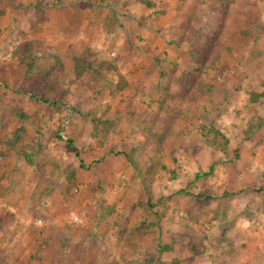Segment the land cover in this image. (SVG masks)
<instances>
[{
	"label": "rangeland",
	"instance_id": "374dc122",
	"mask_svg": "<svg viewBox=\"0 0 264 264\" xmlns=\"http://www.w3.org/2000/svg\"><path fill=\"white\" fill-rule=\"evenodd\" d=\"M40 1L0 0V264H264V97L250 99L264 93V0H80L91 10L90 29L82 27L84 14L69 12L75 0ZM224 1L220 61L194 73L212 89L180 98L176 79L192 72L193 60L191 45L175 43L189 35V16ZM111 15L112 34L109 24L97 26ZM64 16L78 28L71 34L60 28ZM26 41L57 51L60 70L53 58H40L33 71L44 73L40 87L59 86L62 104L26 93L34 82L12 57ZM201 43L199 36L193 45ZM86 48L118 68L123 89L113 74L97 96L79 83L63 85ZM251 126L260 127L246 139ZM211 127L228 139L225 152L204 142L203 128ZM29 147L33 166L19 154H32ZM71 169L74 186L66 181ZM131 183L140 213L129 208L126 222L111 213L95 226L98 204L109 199L108 210L122 202ZM200 193L212 198L196 201ZM130 215L140 226L130 228ZM94 227L111 238L92 235ZM121 228L122 253L113 237Z\"/></svg>",
	"mask_w": 264,
	"mask_h": 264
},
{
	"label": "trees",
	"instance_id": "16d2710c",
	"mask_svg": "<svg viewBox=\"0 0 264 264\" xmlns=\"http://www.w3.org/2000/svg\"><path fill=\"white\" fill-rule=\"evenodd\" d=\"M43 1L44 0L40 1L41 4L39 6L42 5ZM227 5L228 1H224L218 7L202 11L194 17H188V20L190 21H188L189 25L187 27L189 35L185 38V40H180L178 44L175 43L179 46L183 44V42H185L186 45H191L188 53L193 60L192 72L181 73L176 79V83L181 88L180 98H183V96H186L191 91L202 93L203 91L209 92L212 89L211 85L204 83L201 80H197L195 74L203 73L207 69H214L220 61L221 51L223 50L220 38V29L225 17ZM105 24H109L111 26L112 30L109 32L110 34H112L114 29L118 26V22L113 15L108 16L107 19H105L104 26ZM199 36L202 38V43L200 48L197 50L193 44L195 39ZM12 57L17 62V64L23 68L25 80L27 82H34V85L26 91V93L29 95V98L33 102H40L51 106H57L63 103V95L59 92V86L44 85L43 87H40L44 80V73H35L33 71L35 61L40 58H53V60H55L57 63L58 69L60 70L62 65L56 50H54L52 47L41 49L37 42L26 41L15 46L12 52ZM71 61L70 70L72 75L69 76L70 78L68 81L63 83L64 86L79 83L91 94V96H97L101 94L104 89H107V87L110 86L111 82L107 81L106 76L113 74L119 82L117 85V90L123 89L125 87V83L123 82L122 75L118 68L114 66L112 62L99 58L98 55L92 51V49L86 48L78 56L72 58ZM172 73H174V71H172ZM172 73L169 72L168 74ZM26 76H29V79H26ZM263 97L264 93L250 94V99L252 102H256ZM150 116L151 113L149 112L143 115L144 124L147 122V120H149ZM109 122L111 121L103 122V124L109 126L110 128L115 127ZM259 127L260 126H251L250 128H247L244 131L245 138H250L251 134L255 133ZM203 129L204 132H202L201 136L204 137V142L214 150L221 151L222 153L225 152V148L228 145V139L221 133V131L213 127L207 129L206 131L205 128ZM89 133L92 136L96 135L93 133V131ZM16 139L17 136L13 140ZM68 143L71 145L72 140H69ZM28 149H31L32 154H28L25 150H20L19 154L25 163H27V165L33 166L34 153L32 150L34 148L29 147ZM136 150L137 149H132L133 154L136 152ZM133 154L128 157L130 158L129 160L136 166L132 160ZM76 155L78 157V154ZM124 155L127 157L126 153ZM80 163H82V161H80ZM75 173V169H71V171L68 172L66 181L69 185L74 186L73 181L75 179ZM211 196V193H200L196 194L194 198L196 201L200 200V198H205V201H209L212 198ZM147 206L150 207L151 205L147 203ZM106 212L108 216H111V213L114 212V208H108ZM225 241L226 240L223 239L221 243L217 244L214 247V251L217 252L218 248L222 247V243ZM168 248L169 247L167 245H164L160 246L158 249L160 253H163V251ZM231 253L232 249L228 251L222 250L220 254L221 256H224L226 254L230 255Z\"/></svg>",
	"mask_w": 264,
	"mask_h": 264
},
{
	"label": "crops",
	"instance_id": "0c3cea01",
	"mask_svg": "<svg viewBox=\"0 0 264 264\" xmlns=\"http://www.w3.org/2000/svg\"><path fill=\"white\" fill-rule=\"evenodd\" d=\"M76 1V3L74 4V8L71 10V11H69L71 14H73L75 11H76V13H81V14H84V16H83V18H85V19H83V20H85V24H84V26H83V22H82V27L83 28H85V29H90V28H92V25H91V20H92V18H93V16H92V13H91V10L90 9H88L87 7H85V8H82V3H79V1L80 0H75ZM65 2V1H64ZM86 2H87V0H86ZM86 4H88V2L86 3ZM60 11V10H59ZM71 16V15H70ZM60 24L59 25H61L60 26V28L63 30L65 27H66V29L69 27V30H68V32L70 31V34H71V32H72V30H77L78 28H76V29H74L73 27H72V23H70V18H68L67 16H64V17H62V22H59ZM102 24V25H101ZM98 28L99 29H102L103 28V26H104V24L103 23H101L100 21H99V23H98ZM100 26H102L101 28H100ZM73 28V29H72ZM79 29H81V28H79ZM59 35H62V33H59ZM59 39H61V38H59ZM123 75V74H122ZM179 125H176L175 127L177 128ZM172 128H173V126H172ZM181 129V128H180ZM176 130L173 128V129H171L170 130V132L171 133H173V132H175ZM181 131V130H180ZM179 130H177L176 131V133H178V135L181 133ZM196 133V132H195ZM105 160H107V159H105ZM125 167H126V169L129 171L130 169H131V167L128 165V166H126L125 165ZM103 180H104V178H103ZM104 185V184H103ZM138 184L136 183H131V186H126L124 189L125 190H123V193L124 194H122L121 195V197H120V199H122V202H120V203H118L117 205H115V206H111V207H109V208H112V207H114V212H112V214L114 215V216H116V218H123L122 220H123V222H126V221H124L125 219H126V217H125V215H128L129 214V212H128V209L129 210H133L135 213H140V209H138V206L136 207H134V205L135 204H133V203H137V202H135V200H131V197L130 196H128L129 195V192L131 191V189H134L136 186H137ZM129 190V191H128ZM127 192H128V194H127ZM124 197L126 198V199H124ZM109 200V199H108ZM108 200L105 202V200L103 199L102 200V203L100 204H98V206H97V208H96V210L94 211L95 212V218H94V221L96 222V224H94L95 226H97V223H103V222H105V221H108V219L110 220V218H114L113 216H108L107 217V212H106V207H108V205H111V204H109L110 202H108ZM125 201H127V202H125ZM129 201L130 202H132L131 204H129ZM127 204V205H126ZM129 204V205H128ZM100 206V207H99ZM130 217H131V226H130V228L131 227H133V228H137V225L138 226H140V223H138L137 225H135L137 222H139L138 220H139V216H136V217H133V215H130ZM142 217V216H141ZM142 221V220H141ZM118 227H120L119 225H118ZM158 226H155V230H156V228H157ZM147 228H148V226H147ZM101 229V228H100ZM100 229H99V227H94L93 229H92V235H94V236H99V234H100ZM147 230V229H146ZM125 230L123 229L122 230V228H121V231L119 232L122 236H121V238H123V241L121 240V239H119V237H118V235H119V233H116V234H114L113 235V237H115L117 240H118V246H117V251L119 250V252L120 253H122V252H124L123 251V246H125L126 244H127V239H128V237H126V236H123V234L121 233V232H124ZM112 232V231H111ZM148 232V231H147ZM101 235V237L103 236V234H100ZM146 236H148V235H145V237ZM107 237H110L111 238V235L108 233V234H105L104 236H103V239H106ZM103 242H104V240H103ZM137 243H139V242H137ZM163 244V243H162ZM165 244H163L162 246H164ZM130 247V246H129ZM159 247H160V245H159ZM159 247H157V249L159 248ZM127 249V248H126ZM167 250V249H166ZM166 250H164L165 252H166ZM127 251V255H126V258H124V259H126V260H130V257L131 256H128V254L130 253V255H131V253H132V250L130 249V248H128V250H126ZM159 251V250H158ZM163 251V253L162 254H164L165 252ZM160 252V251H159ZM162 257V256H161ZM172 261H174V260H167L166 261V264H173V262Z\"/></svg>",
	"mask_w": 264,
	"mask_h": 264
}]
</instances>
